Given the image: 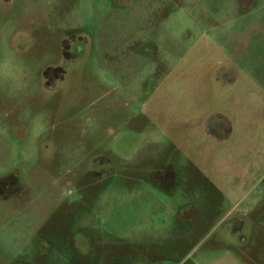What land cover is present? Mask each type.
Here are the masks:
<instances>
[{"label":"rangeland","instance_id":"rangeland-1","mask_svg":"<svg viewBox=\"0 0 264 264\" xmlns=\"http://www.w3.org/2000/svg\"><path fill=\"white\" fill-rule=\"evenodd\" d=\"M0 264H264V0H0Z\"/></svg>","mask_w":264,"mask_h":264},{"label":"crops","instance_id":"crops-1","mask_svg":"<svg viewBox=\"0 0 264 264\" xmlns=\"http://www.w3.org/2000/svg\"><path fill=\"white\" fill-rule=\"evenodd\" d=\"M259 197H261V195L260 194H257L256 195V199L258 200ZM250 208H252V207L251 206H248L246 208H243V210L248 211V210H250Z\"/></svg>","mask_w":264,"mask_h":264},{"label":"flooded vegetation","instance_id":"flooded-vegetation-1","mask_svg":"<svg viewBox=\"0 0 264 264\" xmlns=\"http://www.w3.org/2000/svg\"><path fill=\"white\" fill-rule=\"evenodd\" d=\"M57 68H58V67L54 68V70H52V71H54V72L57 71V70H58ZM60 68H61V67H60ZM55 69H57V70H55ZM61 70H63V69L61 68ZM52 71H51V72H52ZM47 74H49V72H48ZM47 76H48V75H47ZM55 76H56V75H55Z\"/></svg>","mask_w":264,"mask_h":264}]
</instances>
